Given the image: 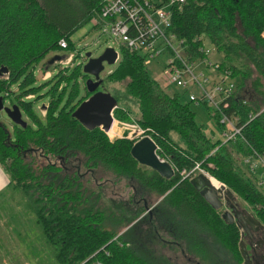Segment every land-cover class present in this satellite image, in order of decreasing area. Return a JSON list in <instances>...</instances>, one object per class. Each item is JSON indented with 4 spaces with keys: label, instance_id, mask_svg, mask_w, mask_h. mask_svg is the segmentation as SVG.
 Instances as JSON below:
<instances>
[{
    "label": "trees",
    "instance_id": "1",
    "mask_svg": "<svg viewBox=\"0 0 264 264\" xmlns=\"http://www.w3.org/2000/svg\"><path fill=\"white\" fill-rule=\"evenodd\" d=\"M99 6L100 0H0V68H5L0 97L25 117L23 127L0 121V169L8 180V196L17 204L15 209L0 208V232H14L12 240L19 242L17 249L30 264H166L145 248L143 238L130 236L133 225L127 228L159 210L168 223L183 215L188 229L207 231L234 264H242L239 228L224 223L221 211L211 208L181 171L195 165L206 171L249 205L264 228V194L237 171L232 156L241 150L242 156L264 157V0H184L170 15L171 30L188 44L187 57L197 58L203 44L211 46L221 55L217 70L227 71L230 79L249 78L259 97L253 103L237 94L239 84L234 85L223 109L241 126L240 136L231 141H220L218 114L204 102L194 103L204 107L219 138L206 133L189 107L193 102L184 100L185 92L162 89L136 52L121 48L115 68L102 78V90L116 99L112 117L145 131L157 155L173 168L168 179L131 157L135 139L123 135L110 140L98 127L86 129L71 117L89 95L83 86L84 94L78 96V78L87 77L80 65L59 68L57 63L47 79L34 83L35 66L49 51H62L60 39L66 42L64 51L73 50L71 35ZM41 67L49 66L45 61ZM40 89L47 96L42 114L32 102ZM118 179L134 181L159 200L150 212L135 201L133 214L109 211L116 203L105 201L103 182ZM184 238L195 250L192 235Z\"/></svg>",
    "mask_w": 264,
    "mask_h": 264
},
{
    "label": "rangeland",
    "instance_id": "2",
    "mask_svg": "<svg viewBox=\"0 0 264 264\" xmlns=\"http://www.w3.org/2000/svg\"><path fill=\"white\" fill-rule=\"evenodd\" d=\"M93 20L88 21L87 23H83L77 30L71 35L70 41L74 43V50L84 55L85 53H89L90 57L94 58L97 57L104 48L111 45L110 40H108L107 34L103 33L101 29L93 28ZM204 45V44H203ZM209 49V53L206 55L205 58L210 64H215L219 60H221V55L216 53L211 46L206 45ZM118 48V47H117ZM73 51H49L44 58L35 66L33 71V75L35 77L34 83L38 85L41 80H45L48 77L43 78L46 72L51 73L53 69H55L56 64L58 61L55 60L51 64H48L49 67L46 69H42L41 64L45 62L48 58L54 55L63 56L64 54L71 53ZM77 52H73L74 54V61L71 67H74L75 63L81 61V59L76 55ZM61 57L60 59H62ZM85 61V60H84ZM81 62V63H84ZM242 62L240 61L239 64ZM117 61L112 64H106L103 62V69L99 73V76L103 78L105 74L110 72L115 68ZM69 67V68H71ZM148 73L152 79L158 82L159 86L161 87L162 82L160 79V71L163 68L162 65V57H158L155 60L151 61L146 66ZM198 70L203 71L206 75H210L211 73L214 75L211 78V82L217 80V76L220 75L214 69L215 74L212 72L211 67H205L202 63H199L197 66ZM251 71V79H255L257 77L256 72L253 68H249ZM86 75V74H85ZM87 76V75H86ZM232 83L234 85L239 84L236 87V93L240 96H244L249 98L251 95V85L249 78H241V77H234L231 78ZM108 87H119L117 84H110ZM15 86L11 88V90L15 91ZM167 93L172 91L181 92L182 90L178 87L169 85L167 87H161ZM107 89V87H106ZM98 90H102L101 86L98 87ZM44 94L43 90H37V94L40 95L39 98L33 100V107L36 111L42 114L43 110L41 111V105H45L47 101V96ZM84 94L83 91V79L78 78V96H82ZM187 99V95H184V100ZM3 106L8 107L10 106L8 102V98L3 100ZM190 109L195 114V120L198 123L204 125L205 132L209 133L210 131L213 132V139L219 138V134L217 129L212 125L209 117L207 116L206 110L202 105H196L190 103ZM264 109V107H261ZM22 118L25 119L24 115L22 114ZM23 119V120H24ZM0 121L4 123L7 127H9V119L6 117V114L3 110H0ZM25 121V120H24ZM132 122H120L113 118V123L110 129L107 132V137L111 140L115 137H120L125 135L129 139H135L137 137L138 132L134 127ZM243 148V147H242ZM230 149V148H229ZM239 152H242L239 150ZM238 151L232 152V156L234 159V163L236 165L237 171L242 174V176L248 178L254 186L264 194V165L260 163L259 158H256L253 155L242 156ZM261 158L264 159L263 155ZM244 160H247L245 162ZM199 168V167H198ZM200 169V168H199ZM198 172L196 171L195 174ZM211 179H214L213 177ZM217 181V180H216ZM218 182V181H217ZM258 182H261L263 187L258 186ZM223 185V183H221ZM226 188L225 185H223ZM102 192L107 204H110L109 200H113V203L116 205L109 206L108 210L111 212L120 213L123 209L128 212L129 214H133V206L132 202L141 207L144 205L147 208H152L155 202L159 199L156 195L146 192L144 189L140 188L134 181H126V180H113V181H104ZM3 194V195H2ZM148 194V195H147ZM0 195H2V200L0 202V208L6 207L7 209L17 208L16 202L8 196L6 187H3L0 190ZM234 195V194H233ZM109 198V199H107ZM144 199V200H143ZM238 208V210H244L246 213L253 215L251 208L247 205L244 201L240 200L238 197L234 195L232 200ZM163 207V206H162ZM224 205L219 208L224 210ZM118 208V209H117ZM222 210V212H223ZM126 213V212H125ZM221 214V213H220ZM180 215V214H179ZM176 215V218H170V223L168 220L164 218L162 213L157 210L153 212L151 217L146 219H142L138 222L137 219L133 220L128 226L130 227L133 225L134 229L130 232L131 237H136L137 240L140 241V237L143 238L145 248L150 251L155 258H160V261H164L166 264H234L232 259L230 258L229 254L226 250L222 247V245L216 241L212 243V237L208 234L207 231H191L190 228L188 229L190 223L184 220L183 215ZM182 216V217H181ZM124 219H128L126 216ZM152 219V222L151 220ZM156 219V220H155ZM187 220V219H186ZM155 222V224H153ZM193 222V221H192ZM121 229V228H119ZM125 229V228H124ZM27 233H33L28 232ZM240 232V231H239ZM12 231H3L0 232V239L1 240H10L13 241ZM191 234L193 240H195V250L191 249L192 243L190 241H186L184 238L185 235ZM264 236V231H263ZM240 240L242 241L243 245H247V240H245L244 236L242 235ZM178 244V246H177ZM189 246V250L187 248ZM182 249V252L180 250ZM243 264V262H242Z\"/></svg>",
    "mask_w": 264,
    "mask_h": 264
},
{
    "label": "built area",
    "instance_id": "3",
    "mask_svg": "<svg viewBox=\"0 0 264 264\" xmlns=\"http://www.w3.org/2000/svg\"><path fill=\"white\" fill-rule=\"evenodd\" d=\"M184 0H100V6L93 20V28L101 29L107 34L111 47L115 52L114 61L120 57V49L140 54L142 63L147 66L151 61L166 54L162 59L163 68L160 71L161 87L169 85L180 88L187 95V99L193 103L204 102L208 108L218 114V122L222 124L220 132L221 143H226L240 136L241 126L235 125L234 117L223 112L227 106L226 99L231 95L234 84L228 78V72L217 70L216 64H210L205 58L209 53L207 46L197 49V58L191 59L186 56L188 44L176 37L171 30L170 15L175 7L180 6ZM62 51L66 48V42L60 39L57 42ZM118 47V48H117ZM73 52H77L71 50ZM73 52L64 54L58 61L59 68H69L75 59ZM78 60L74 65H80L84 61V55L76 53ZM202 63L205 67H211L218 72L217 80L211 82L214 75H206L198 70L197 66ZM55 71V70H54ZM46 72L43 78L49 77ZM263 109V108H262ZM262 109H259L258 114ZM253 115H249L251 119ZM138 132L135 140L141 136H148L145 131L133 124ZM149 137V136H148ZM150 138V137H149ZM264 165V159L259 158ZM247 162V160H244ZM196 171L206 178H212L206 171L195 165L190 171H181L184 177L191 178ZM221 184V183H220ZM222 185V184H221ZM258 186L263 187L261 182ZM90 264H98L92 262Z\"/></svg>",
    "mask_w": 264,
    "mask_h": 264
},
{
    "label": "water",
    "instance_id": "4",
    "mask_svg": "<svg viewBox=\"0 0 264 264\" xmlns=\"http://www.w3.org/2000/svg\"><path fill=\"white\" fill-rule=\"evenodd\" d=\"M61 57L54 55L48 58L46 62L51 64L55 60H60ZM84 57L85 61L81 63V72L87 75L83 81V86L89 95L72 110L70 115L84 128L92 129L98 127L107 134L113 123L112 110L116 107V99L109 92L98 90L102 83L99 73L103 69V62L106 64L115 62V52L111 47H106L97 57L92 58L89 53H85ZM4 71L5 68H0V73ZM43 106L41 105V107ZM0 110L5 112L10 123L20 127L25 126L21 113L15 104L4 107L0 97ZM156 149L157 147L151 138L141 136L132 142L129 152L137 163L168 179L173 175V168L167 160L157 155ZM188 182L211 208L216 210L224 205L230 210H224L220 214L224 223H234L245 234L254 226L264 231L263 226L253 215L246 213L244 210L236 209L235 204L232 203L233 193L229 189L224 188L223 185L214 188L208 178L201 173L189 178ZM150 209L146 207V211L150 212ZM238 246L242 259L246 262L248 254L245 245L239 240Z\"/></svg>",
    "mask_w": 264,
    "mask_h": 264
},
{
    "label": "flooded vegetation",
    "instance_id": "5",
    "mask_svg": "<svg viewBox=\"0 0 264 264\" xmlns=\"http://www.w3.org/2000/svg\"><path fill=\"white\" fill-rule=\"evenodd\" d=\"M153 205H150V206H153ZM144 206H146L145 202H144ZM235 207H236V209L238 208L236 205H235ZM222 210L223 209H221V212H222ZM224 210L230 211L227 207H224ZM151 215L152 214L150 213L148 217H151ZM234 221H235V218H234ZM253 229H255V230H253ZM239 231H240V238L243 235L245 240H247V245H245V248H246V251L248 254V260L246 262H244L242 259L243 264H264L263 230H261L259 227L254 226L246 234L240 228H239ZM177 246H178V244H177ZM180 250L182 252L181 248H180Z\"/></svg>",
    "mask_w": 264,
    "mask_h": 264
},
{
    "label": "crops",
    "instance_id": "6",
    "mask_svg": "<svg viewBox=\"0 0 264 264\" xmlns=\"http://www.w3.org/2000/svg\"><path fill=\"white\" fill-rule=\"evenodd\" d=\"M250 97L253 103L254 100L256 102L259 100V97L255 96L253 92H251ZM7 182V177L0 169V190L3 187H6ZM0 230H2V226ZM18 246H20L19 242L17 243L16 241L0 240V264H30V261L26 259V256L23 254L20 248L17 249Z\"/></svg>",
    "mask_w": 264,
    "mask_h": 264
},
{
    "label": "bare ground",
    "instance_id": "7",
    "mask_svg": "<svg viewBox=\"0 0 264 264\" xmlns=\"http://www.w3.org/2000/svg\"><path fill=\"white\" fill-rule=\"evenodd\" d=\"M208 180H209L210 184H211L214 188H218V187L221 186V184H220L219 182H217L215 179H211V178H209Z\"/></svg>",
    "mask_w": 264,
    "mask_h": 264
}]
</instances>
